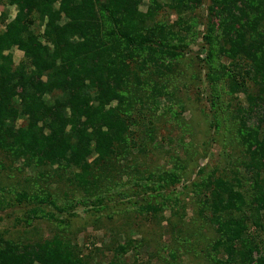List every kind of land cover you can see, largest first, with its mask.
<instances>
[{"label":"trees","instance_id":"16d2710c","mask_svg":"<svg viewBox=\"0 0 264 264\" xmlns=\"http://www.w3.org/2000/svg\"><path fill=\"white\" fill-rule=\"evenodd\" d=\"M166 1L0 0V154L23 171L36 172L46 185L66 182L73 195H85L81 205L86 207L87 197L98 196L95 202L102 203L99 196L118 187L124 192L122 199L139 201L124 189L131 181L122 178L132 170L119 166L120 156L132 155L130 149L140 153L139 161H146L148 148L138 146L134 138L130 125L137 119L132 122L131 113L143 119L145 97L154 107L164 98L169 101L165 110L178 121L183 105H173L174 94L166 92L161 78L180 55L175 43L193 38L191 18L185 13L201 2ZM167 7L177 13L173 22L158 19L169 12ZM207 11L202 22L210 63L206 67L208 75L217 73V83L235 100L229 107L241 154L233 173L214 168L192 185L198 217L215 225L210 251L193 258L195 264H203V257L206 264H264V0H209ZM14 49L23 54L17 67ZM138 53L147 57L140 63L142 69H150L147 82L139 80L128 62ZM145 87L148 90L142 92ZM164 172L158 179L166 187L178 180L172 171ZM130 177L134 181L135 176ZM137 180L143 181V176ZM149 182L143 194L163 187H150ZM34 184L36 192L30 197L25 191L14 195L18 202L34 200L26 223L45 218L56 228L31 242L11 241L0 233V264H131L124 255L134 249L132 241L119 244L115 239L114 247L83 228L79 244L68 231L72 215L59 218L41 207L47 201L59 214H68L59 210L41 183ZM172 203L176 198L160 201L161 206ZM155 204L148 202L144 210L156 212ZM12 205L0 199V212ZM176 240L174 253L179 255L188 241ZM105 252L110 254L107 259ZM155 255L159 254L150 255V260ZM133 259L137 260L134 255Z\"/></svg>","mask_w":264,"mask_h":264},{"label":"rangeland","instance_id":"374dc122","mask_svg":"<svg viewBox=\"0 0 264 264\" xmlns=\"http://www.w3.org/2000/svg\"><path fill=\"white\" fill-rule=\"evenodd\" d=\"M163 2L167 1L163 0ZM146 3L147 0H144V4ZM208 6L209 0H201L200 5H191L190 11L185 13L186 17L191 18L188 20V25L192 27L195 37H187L183 44L175 43L179 47L176 52L180 55L172 61L171 72H167L161 78V84L166 85V92L174 94L173 105H177V101L183 105L184 109L178 121H173L165 110V105H169V101L164 98L158 101V107H154L147 103L145 97L143 119H140L138 112L131 113L132 122L137 119L135 122L139 126L134 123L130 128L136 135L134 138L138 140V146H147L148 157L146 155L145 162L139 161L140 153L127 148L132 155L120 156L122 160L120 159L119 166L132 170H129L130 176H135V179L132 181L130 176L126 178L124 175L123 181H131L124 189L129 188L127 191L133 192L139 201L122 199L120 196L124 192L118 187L100 195L99 197L103 199L102 203L95 202L98 196L85 198L88 203L86 207L81 205L85 195L81 193L73 195V188L66 187V182H51L46 185L36 172H31L28 168L23 171L20 164L13 163L0 154L4 165L0 167V199L5 204L7 201L13 203L0 212V233L4 238L11 241L31 242L40 236V238L47 236L53 226L56 228V223L45 218L27 224L26 221L30 216L32 217L30 210L34 207V200L29 198L18 202L14 198V195L21 191H25L29 197L33 195L36 192L34 183L38 181L41 183L40 186L45 188V192L49 191L52 194L51 200L56 202L60 207L59 210H65L68 214H59L58 210L47 201L41 207L46 211L50 210L55 216L60 215L59 218L71 214L72 216L68 217L70 222L68 231L71 238H77L79 244L83 241V235L79 232L83 228L87 232L103 236L104 242H110L111 246H114L115 239H119V244L129 239L133 242L134 249H129L124 258L131 264H141V261L145 260H149L150 264H195L194 255L198 253L200 254L198 256H202L203 250L210 251L215 225L198 217L199 205L194 202L192 185L208 177L214 168L228 169L233 173L235 166L233 164L240 157L241 150L234 137L236 122L231 120L232 110L229 107V104L233 106L235 100L223 92L216 81L217 73L212 72L208 75L206 67L210 63L206 56L208 46L202 38L204 29L202 22L206 21ZM144 9V5H141L140 10ZM167 9L169 10L168 7ZM169 12L159 14L161 16H158V19L161 20L163 16L169 19V22L176 20L177 13L170 10ZM14 13L15 10H11V17ZM64 21L63 18L61 22ZM12 56L13 65L17 67L23 59V54L14 49ZM146 59L145 53H138L128 61L141 82L148 80L147 70L150 69L148 67L142 69L140 64ZM153 79L158 80L155 76ZM131 81L134 82L136 79ZM146 90L147 87L142 92ZM211 101L214 102L211 104ZM176 105L174 110L178 108ZM136 107H140L139 101ZM149 119L150 124H148ZM142 123L144 125H141ZM213 123L215 125L212 127ZM124 163L131 164V167ZM164 171H172L178 180L174 183L169 182L166 187V184L158 179L165 174ZM138 175L143 176V181L137 180ZM148 181H151L148 184L150 187L157 188V183L163 184V187L150 192L146 190V194H143L141 189L146 188ZM173 198H176L177 203H172L170 206L160 205V201L173 200ZM154 201L155 205H158V210L146 212L143 206ZM141 206L143 209H140ZM94 207L102 211H95ZM175 239L188 241L187 248H181L177 252L179 255L174 253V249L178 246ZM169 247L172 249L169 250ZM155 253L159 255L153 256L150 260V255ZM104 254L106 259L109 258V253ZM133 255L137 260L133 259ZM201 262L206 264L204 257Z\"/></svg>","mask_w":264,"mask_h":264}]
</instances>
